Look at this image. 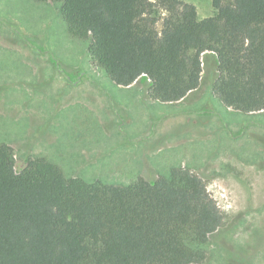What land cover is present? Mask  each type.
Masks as SVG:
<instances>
[{
	"label": "trees",
	"instance_id": "1",
	"mask_svg": "<svg viewBox=\"0 0 264 264\" xmlns=\"http://www.w3.org/2000/svg\"><path fill=\"white\" fill-rule=\"evenodd\" d=\"M32 1L60 4L67 34L117 86L145 78L151 99L175 103L199 89L206 66L224 107L264 110V0H210L216 13L201 20L180 0ZM14 165L0 143V264H203L224 225L185 167L121 185L66 178L44 158Z\"/></svg>",
	"mask_w": 264,
	"mask_h": 264
},
{
	"label": "rangeland",
	"instance_id": "2",
	"mask_svg": "<svg viewBox=\"0 0 264 264\" xmlns=\"http://www.w3.org/2000/svg\"><path fill=\"white\" fill-rule=\"evenodd\" d=\"M180 1L200 20L216 13L210 0ZM59 8L0 0V143L15 171L44 158L66 178L123 185L185 167L224 215L203 264H264V110L224 107L206 66L199 89L175 103L151 99L145 78L117 86L67 34Z\"/></svg>",
	"mask_w": 264,
	"mask_h": 264
},
{
	"label": "crops",
	"instance_id": "3",
	"mask_svg": "<svg viewBox=\"0 0 264 264\" xmlns=\"http://www.w3.org/2000/svg\"><path fill=\"white\" fill-rule=\"evenodd\" d=\"M135 83H133L132 85H130V86H133ZM129 87V86H128Z\"/></svg>",
	"mask_w": 264,
	"mask_h": 264
}]
</instances>
